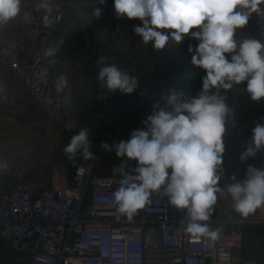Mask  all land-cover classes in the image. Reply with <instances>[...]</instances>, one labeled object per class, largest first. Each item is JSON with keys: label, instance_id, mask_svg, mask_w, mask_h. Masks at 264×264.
Returning <instances> with one entry per match:
<instances>
[{"label": "built area", "instance_id": "obj_1", "mask_svg": "<svg viewBox=\"0 0 264 264\" xmlns=\"http://www.w3.org/2000/svg\"><path fill=\"white\" fill-rule=\"evenodd\" d=\"M27 13L21 36L0 49V64L22 82L42 116L72 138L81 130V114L71 87L57 92L59 76L52 64L37 54L23 55L24 46L47 45L53 29L44 26L42 14ZM149 107L144 105L134 121L123 118L119 96L94 109L91 118L99 129L88 130L89 151L93 154L102 142L127 141L134 130L146 131ZM74 160L71 173L65 164L52 165L49 186L39 190L26 174L15 172L14 184L0 197V264H256L240 253L243 235L234 228L264 226V205L245 218L236 211L222 213L217 195L210 220L201 223L210 231L219 229L218 238L197 237L185 232L187 210L169 204L164 186L129 220L117 212L114 198L123 177L100 175L95 157H84L82 150ZM243 180L233 170L219 185L231 200L226 186Z\"/></svg>", "mask_w": 264, "mask_h": 264}, {"label": "clouds", "instance_id": "obj_2", "mask_svg": "<svg viewBox=\"0 0 264 264\" xmlns=\"http://www.w3.org/2000/svg\"><path fill=\"white\" fill-rule=\"evenodd\" d=\"M104 0H101L103 3ZM264 0H113L117 19H139L142 24L133 28L142 37L145 45L153 41L155 50H161L168 41L179 44L184 35L193 28L192 38L199 40L193 52L192 64L206 71L202 77V89L189 100L181 91H172L163 97L165 106L148 116L147 131L134 130L129 140L115 144L117 157L135 160V175L125 172L121 164L118 171L123 179L114 193L117 212L129 220L148 203L152 193L168 196L169 204L176 209H186L185 232L193 236H207L216 240L219 229L211 230L207 222L217 202L224 152L223 137L225 124L231 109L219 89H231L247 80L246 90L253 101L264 98V44L255 39H245L239 44L234 39L236 30L248 24L253 13L264 17ZM60 5L53 0H39L35 11H43L45 27L51 26L58 17ZM21 13V0H0V27L13 21ZM100 9L93 12L99 18ZM27 18L30 13L25 12ZM157 29H173L164 33ZM226 53L231 54L230 59ZM47 54H53L50 50ZM98 73L101 87L109 92L120 90L131 94L138 87V78L130 76L115 64H105L103 58ZM67 79L61 75L56 81V91L67 86ZM2 90V89H0ZM217 90V91H213ZM172 111H167V108ZM88 129L82 128L71 138L64 152L72 159L78 150L84 157L94 158L89 151ZM105 151H112L102 142ZM264 148V123L253 129L251 144L241 159L254 156ZM8 168L7 162L0 164V170ZM171 169V173H169ZM235 180V177L232 178ZM232 197L235 211L248 216L264 205V169L249 166L246 179L226 186ZM183 223V221H181Z\"/></svg>", "mask_w": 264, "mask_h": 264}, {"label": "rangeland", "instance_id": "obj_3", "mask_svg": "<svg viewBox=\"0 0 264 264\" xmlns=\"http://www.w3.org/2000/svg\"><path fill=\"white\" fill-rule=\"evenodd\" d=\"M38 2L39 0H33L30 6L24 8L21 14V24L25 12H36L35 4ZM53 2L60 5L59 11H54L53 16L56 17L57 15H61V19L56 20L55 23L51 25L53 37L47 45H37L34 48L24 46L23 55L26 57L30 54L40 55L46 63L52 64L55 73L60 77L62 75L61 67L64 63L61 57L62 55L59 56V59H53L47 53L50 50L53 54L55 53V50H52L53 44L56 47L62 45L65 37H61L60 33L64 29H69L71 30L70 32H73L67 40H71L74 44L81 42V38L77 35L78 32L85 34V47L71 56L77 61L75 62L78 67L77 73L72 72L71 80H67V84L72 90L73 100L80 108V125L82 127L86 126V128H88L91 123L89 118H91L92 112H81V107L74 97L75 84L79 83L82 88H88L90 84L92 86V83H96L97 85L99 83L101 85V82L97 78L99 69L103 66L97 63L101 58H103L105 64H115L119 69L127 72L130 76L137 77L138 87L133 93L124 94L120 92V90L109 92L104 87H100L101 89L98 91L97 86H95V88L90 90V96L97 99H105L109 102L114 97L119 96L124 101V106L134 108L135 112H140L144 105L149 104L150 114H152L154 111L165 106L163 97H166L172 91H181L185 100L191 99L201 91L202 78L200 81L201 84L197 85L195 89L191 88L189 83L199 70L204 72L202 77L206 75V71L192 64L193 54L187 52L184 47L187 42H189V45L199 43V40L191 36V32H195V28L190 30L189 34L184 35V38L179 44L170 39L163 49L155 50L153 41H149L147 45H145L142 37L135 34L133 31L135 26L142 24L139 19L129 20L126 17L122 19L116 18V14L113 10V0H104L103 3H101V0H53ZM96 9L101 10L99 18L93 16V12ZM37 13L42 14V16L44 15L42 10ZM102 24L104 28L100 29ZM157 31L169 33L174 30L157 29ZM237 31L238 29L236 32ZM55 34L57 39L54 38ZM234 39L239 44L238 33H235ZM2 47H0V49ZM225 55L226 58L230 59L231 54L226 53ZM218 93L225 97V101L229 94L232 98L230 100L231 104H234V97L238 95L237 90L234 91L232 88L228 90L219 89ZM31 102L33 104L32 100ZM86 106L93 109L98 108V106L93 105L91 101L86 102ZM32 107L36 112H40L34 104ZM234 108H236V106ZM166 110L172 111L170 107ZM57 139L59 138H57L56 135V140ZM64 141L70 142L71 138L66 134ZM68 155L69 154H65L63 162L70 168V166L73 165V159H69ZM33 159H35V157ZM55 162L56 159L54 158V154L47 159L37 160L39 174L49 175L51 167ZM18 168L19 166L8 165L6 170H0V175L7 177L14 176ZM229 201L234 203L232 199ZM220 210L222 213L231 210L227 208L226 198H220ZM234 229L241 232L243 235L240 253L246 257L252 258L256 264H264V226L237 225Z\"/></svg>", "mask_w": 264, "mask_h": 264}, {"label": "crops", "instance_id": "obj_4", "mask_svg": "<svg viewBox=\"0 0 264 264\" xmlns=\"http://www.w3.org/2000/svg\"><path fill=\"white\" fill-rule=\"evenodd\" d=\"M31 1L33 0H21V13L13 21L1 27L0 47L12 44L21 35V14L24 8L31 5ZM261 8H264V5H261ZM70 31L69 29L61 31V37H65L63 43L57 47L53 44L52 50H55V53L50 55L53 59H59V56L62 55L64 63L61 67V74L67 80H71L72 72L77 73L78 68L75 64L77 61L71 56L85 47V34L78 32L77 35L81 38V42L76 45L71 40H67L73 33ZM236 33H238L239 42L245 39H255L264 44V17L253 13L249 18L248 24L243 28H239ZM54 38L57 39L56 34ZM95 86L100 91L101 85L99 83L98 85L92 83V86L90 84L88 88L80 87L79 83L75 84L74 97L81 107V112H92L94 110L86 106L88 101H91L98 108L109 102L105 99H97L90 96V90L95 88ZM246 86L247 80L238 85L234 84L232 87L234 91L237 90L238 94L237 97H234L236 108H234V104H231L230 100L232 98L229 94L225 101L231 112L225 124L223 163L218 169L221 179L229 172L235 170L245 180L249 166L264 169V148L257 151L254 156H249L245 160L241 159V154L251 144L254 127L257 124L264 123V98H261L260 101H253L246 90ZM0 89H2L0 90V164L7 162L10 166H19L18 171H22L28 176L36 190L46 188L49 186L50 173L49 175H40L37 168V160L47 159L54 154L55 164L64 165L63 158L66 154L64 148L70 143L69 141H64L66 133L60 126L51 124L40 112H36L33 109L31 99L25 92L22 82L2 65H0ZM159 110L160 108L156 111ZM137 116L138 112H135L134 108L124 106L123 118L125 120L134 121ZM89 121L91 123L88 128L83 125L85 129L97 131L99 124L97 127L93 123L92 118H89ZM80 127L82 126L80 125ZM56 135L59 138L57 140ZM93 155L98 164L97 171L100 175H121L118 171H114V168H118L121 164L125 165V172L135 175L133 162L127 157H117L114 145H112V151H105L98 145L94 149ZM34 157L35 159H33ZM72 159L73 165L70 168L68 167L70 173L75 162L74 157ZM168 171L171 173V169ZM14 182L13 175L8 177L0 175V197ZM219 186L222 191L216 195L219 198H226L227 208L235 212L234 203L228 200L225 188L221 185ZM251 216L252 213L243 217L251 218Z\"/></svg>", "mask_w": 264, "mask_h": 264}, {"label": "trees", "instance_id": "obj_5", "mask_svg": "<svg viewBox=\"0 0 264 264\" xmlns=\"http://www.w3.org/2000/svg\"><path fill=\"white\" fill-rule=\"evenodd\" d=\"M95 22V21H94ZM103 29L104 28V25L102 24L100 26V29ZM200 29L198 28H195V31H199ZM76 45H78L79 43H75ZM193 46V49L195 50V46L197 44H191ZM186 51L189 52V42H187V44L184 46ZM191 54H194V51L193 52H189ZM203 71L199 70V72L195 75V77L191 80V82L189 83L190 87L195 89L197 85H200V81H201V78H202V75H203Z\"/></svg>", "mask_w": 264, "mask_h": 264}]
</instances>
